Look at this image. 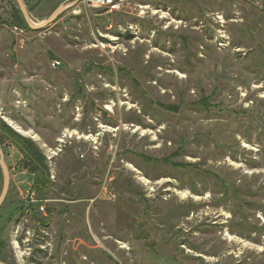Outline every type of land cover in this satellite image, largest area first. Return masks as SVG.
Returning a JSON list of instances; mask_svg holds the SVG:
<instances>
[{"label":"rangeland","instance_id":"obj_1","mask_svg":"<svg viewBox=\"0 0 264 264\" xmlns=\"http://www.w3.org/2000/svg\"><path fill=\"white\" fill-rule=\"evenodd\" d=\"M24 3L37 27L65 7L32 30L0 0V119L46 157L51 210L0 144L5 263L264 264V0Z\"/></svg>","mask_w":264,"mask_h":264},{"label":"trees","instance_id":"obj_2","mask_svg":"<svg viewBox=\"0 0 264 264\" xmlns=\"http://www.w3.org/2000/svg\"><path fill=\"white\" fill-rule=\"evenodd\" d=\"M23 1L28 3L30 0H23ZM33 1H36V0H33ZM20 13L21 11L19 13H15V10H14L12 19H15L17 22H14V23L8 22V24H10V26H17V27L24 28V29H30L28 25L26 24L24 17L22 16L21 18L20 15H22V13L21 14ZM162 108L167 111H175V112L178 111L177 108L171 107V106H162ZM0 142L1 144H3V142H8L14 145L18 149V151L21 153V155L26 161V167L28 171L35 177L32 190L35 193L36 197L40 201L49 200V197L51 194L50 169H49L46 157L41 153V151L36 146V144L32 142L31 140L26 139L22 137L21 135L17 134L16 132H14L10 127L6 125L4 121H2L1 123ZM149 161L157 162L154 160H149ZM163 162L169 163L166 160ZM1 180H2V183H1ZM0 185H1V188H0V194H1L2 187H3V176H2L1 168H0ZM36 207L37 206L35 205L31 206L32 210H34V212L36 213L34 214V218L38 219V214L35 211ZM48 207L50 208L51 205H48L47 208ZM25 209H26V205L22 202H19V203L15 202L14 204L12 203L10 210H8L9 215L7 217V221L4 223L5 227L12 221L14 216L24 212ZM47 210L50 213L51 208ZM5 246L6 245L2 241L1 246H0V262H3V263L6 262L2 258L3 252L5 250Z\"/></svg>","mask_w":264,"mask_h":264},{"label":"water","instance_id":"obj_3","mask_svg":"<svg viewBox=\"0 0 264 264\" xmlns=\"http://www.w3.org/2000/svg\"><path fill=\"white\" fill-rule=\"evenodd\" d=\"M19 6V9L25 19L26 24L28 25V27L32 30H40L43 29L45 27H47L48 25H50L51 23H53L54 21H56L58 19V17L61 16V14L65 11V7H59L57 10H55L52 15L40 26H36L34 25V20L32 19V17L30 16V14L28 13L27 9H26V5L24 3L23 0H15ZM76 2H78L79 0H75ZM3 120L0 119V134H1V123ZM1 144V142H0ZM0 168L2 171V176H3V187H2V192L0 194V209L3 206L9 190H10V177H9V171L8 168L6 166L5 160H4V154L3 151L1 149V145H0ZM0 264H6L3 262H0Z\"/></svg>","mask_w":264,"mask_h":264},{"label":"built area","instance_id":"obj_4","mask_svg":"<svg viewBox=\"0 0 264 264\" xmlns=\"http://www.w3.org/2000/svg\"><path fill=\"white\" fill-rule=\"evenodd\" d=\"M127 2V0H80V6L82 9L85 10H97V11H106V12H112L113 10L119 9L121 6H123ZM149 7H143V10H148ZM170 10V9H168ZM146 13H144L145 15ZM168 14V13H166ZM176 23L175 21L172 20L170 24ZM169 26L165 27L164 29H168ZM59 65V63H56ZM26 198L29 200L27 201L29 204L36 203V195L32 191L28 192V195ZM39 202V201H38ZM49 201H43L39 202L37 207L35 208V211L37 213L47 215V204ZM29 210V208H28Z\"/></svg>","mask_w":264,"mask_h":264},{"label":"bare ground","instance_id":"obj_5","mask_svg":"<svg viewBox=\"0 0 264 264\" xmlns=\"http://www.w3.org/2000/svg\"><path fill=\"white\" fill-rule=\"evenodd\" d=\"M202 30V29H201ZM10 123V122H9ZM13 127V126H12ZM15 127V129L19 132V133H21V134H23V135H27L28 133L27 132H25L20 126H14ZM85 139H89V137H86ZM244 147H246V145L244 146ZM134 170V169H133ZM123 248H126V246H123ZM19 249V248H18Z\"/></svg>","mask_w":264,"mask_h":264}]
</instances>
